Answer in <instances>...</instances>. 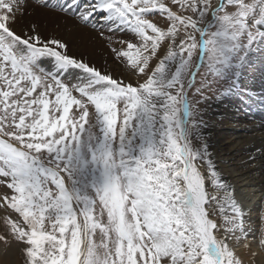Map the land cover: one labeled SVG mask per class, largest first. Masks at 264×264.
Listing matches in <instances>:
<instances>
[{
  "label": "snow or ice",
  "instance_id": "obj_1",
  "mask_svg": "<svg viewBox=\"0 0 264 264\" xmlns=\"http://www.w3.org/2000/svg\"><path fill=\"white\" fill-rule=\"evenodd\" d=\"M257 71L264 0H0V264H264L205 135Z\"/></svg>",
  "mask_w": 264,
  "mask_h": 264
},
{
  "label": "bare ground",
  "instance_id": "obj_2",
  "mask_svg": "<svg viewBox=\"0 0 264 264\" xmlns=\"http://www.w3.org/2000/svg\"><path fill=\"white\" fill-rule=\"evenodd\" d=\"M97 59L101 60L100 53H97ZM235 101L237 99L233 97L219 106L221 117L218 118L224 117L226 120L212 124L207 137H209L211 149L218 155L221 167L226 172L238 170L241 162L247 159L249 153L256 155L257 162L252 172V179L258 186L264 183V172L261 171L264 159L257 152V149L264 148V129L259 121L262 117L257 111L252 110L247 113L242 107L236 106Z\"/></svg>",
  "mask_w": 264,
  "mask_h": 264
},
{
  "label": "rangeland",
  "instance_id": "obj_3",
  "mask_svg": "<svg viewBox=\"0 0 264 264\" xmlns=\"http://www.w3.org/2000/svg\"><path fill=\"white\" fill-rule=\"evenodd\" d=\"M245 83L249 85L250 90L254 93L253 99H248L247 97H236L237 101H235L234 104L238 107H242L243 110H245L247 113H250L253 110V111H257L258 114H261L262 119H259V121L262 123L263 125L262 127L264 129V107H263L264 104L260 102V98L262 94H264V86H262L264 84V81L260 80V73L257 71V72L248 73L245 76ZM222 104L216 101H210L209 104L207 105L208 115L211 118L210 119L211 127L209 126V128L206 130V133H205L206 136H207L208 130L212 128V124L216 123V121L217 123H221L226 120L224 117L218 118V117H221L219 116V112H221V110L219 109V106ZM208 140H209V137H208ZM261 171L264 172V164L261 168Z\"/></svg>",
  "mask_w": 264,
  "mask_h": 264
}]
</instances>
